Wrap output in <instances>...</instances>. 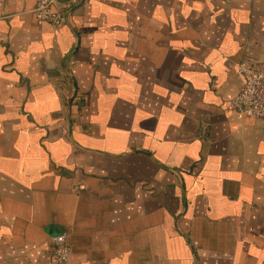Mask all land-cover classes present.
<instances>
[{
	"label": "crops",
	"instance_id": "crops-1",
	"mask_svg": "<svg viewBox=\"0 0 264 264\" xmlns=\"http://www.w3.org/2000/svg\"><path fill=\"white\" fill-rule=\"evenodd\" d=\"M0 0V264H264V0Z\"/></svg>",
	"mask_w": 264,
	"mask_h": 264
},
{
	"label": "built area",
	"instance_id": "built-area-1",
	"mask_svg": "<svg viewBox=\"0 0 264 264\" xmlns=\"http://www.w3.org/2000/svg\"><path fill=\"white\" fill-rule=\"evenodd\" d=\"M33 15L38 25L50 24L53 27L63 23V17L52 9L53 0H32ZM238 74L242 77V88L229 101V108L245 117L264 121V67L256 68L249 64H239ZM52 259L55 264H65L71 249L65 233L50 238Z\"/></svg>",
	"mask_w": 264,
	"mask_h": 264
}]
</instances>
